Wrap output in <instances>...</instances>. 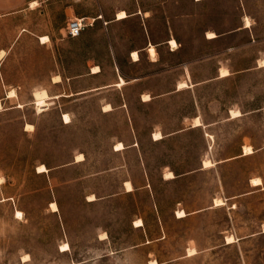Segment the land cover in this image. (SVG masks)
<instances>
[{
	"label": "rangeland",
	"instance_id": "obj_1",
	"mask_svg": "<svg viewBox=\"0 0 264 264\" xmlns=\"http://www.w3.org/2000/svg\"><path fill=\"white\" fill-rule=\"evenodd\" d=\"M0 48V264H264V0H39L0 15Z\"/></svg>",
	"mask_w": 264,
	"mask_h": 264
},
{
	"label": "bare ground",
	"instance_id": "obj_2",
	"mask_svg": "<svg viewBox=\"0 0 264 264\" xmlns=\"http://www.w3.org/2000/svg\"><path fill=\"white\" fill-rule=\"evenodd\" d=\"M37 4V1H31V6H35ZM117 18H119V19H121V18H125V17H127L128 16V12L125 10V9H120V10H118V12H117ZM246 26H248L249 24H250V20H249V18L247 17L246 18ZM208 34V37H214V36H216V33L214 32V31H212V30H208V32H207ZM42 42H47V41H49V36L48 35H45V36H42ZM170 44L173 46V47H175V46H177V41H176V39L175 38H171L170 39ZM147 50H148V52H149V54H150V56L153 58V59H156V56H157V52H156V48H155V46H154V44H152V43H150L149 44V46L147 47ZM6 54V50L5 49H0V57L2 58L4 55ZM131 56L133 57V59L134 60H137L138 58H139V52H138V50H132V53H131ZM262 61H264V59L262 60ZM261 61V62H262ZM100 70V66L98 65V64H95V65H93L92 66V71L93 72H98ZM230 73V71L228 70V69H226V68H223L221 71H220V76H225V75H228ZM62 79V77H61V75L60 74H56L54 77H53V80L55 81V82H59L60 80ZM126 81H125V79L121 76L120 77V80L118 81V82H116L117 84H123V83H125ZM184 86H187V83L185 82V81H180V82H178V89H180V88H182V87H184ZM15 93H17L15 90H11L10 92H9V96L10 95H14ZM57 95H60V94H57ZM33 96H34V102H35V104L37 105V107L40 109V108H42L43 106H45V105H47V102H48V99L50 98V94H49V92H48V90L45 88V87H42V88H39V89H35L34 91H33ZM144 97L146 98V99H149L150 98V95L149 94H144ZM23 104L22 103H19L18 104V106H22ZM0 108H2V101H1V99H0ZM111 108V104L110 103H106L105 105H104V109H110ZM236 112H239L240 114H241V111L239 110V109H236V110H232V114L234 115V113H236ZM63 120L65 121V122H70V120H71V116H70V114L68 113V112H64L63 113ZM67 118V119H66ZM203 123H202V120H201V118H200V116H195V118H194V122H193V125L194 126H198V125H202ZM33 124L32 123H27L26 124V128L28 129V128H33ZM163 136V134L160 132V131H156L155 133H154V138L155 139H158V138H161ZM125 147V145H124V143L122 142V141H118L117 143H116V148L115 149H117V150H119V149H122V148H124ZM254 151V149L252 148V146H250V145H246V146H244V153L245 154H248V153H251V152H253ZM84 154L82 153V152H78L77 154H76V160L77 161H79V160H82V159H84ZM211 163H212V161L210 160V159H205L204 161H203V165L206 167V166H209V165H211ZM41 169H43V171H41ZM48 170V167L44 164V163H40L38 166H37V171L38 172H45V171H47ZM174 176V173H173V171L172 170H168L166 173H165V177H173ZM4 179V177H1V180H3ZM263 181H262V178L260 177V176H255V177H252L251 178V183L253 184V185H259V184H261ZM125 184H126V187H127V190H132L133 189V184H132V182L130 181V180H126L125 181ZM88 199L89 200H94V199H96V196H95V194L94 193H91V194H88ZM223 203V199L222 198H216L215 199V204L216 205H218V204H222ZM50 206H51V209L53 210V211H56V210H58L59 209V206H58V204H57V202L56 201H51L50 202ZM53 206H55V207H53ZM16 214H18V215H22V212H21V210L19 211H17V213ZM187 214V212L184 210V209H178L177 210V216H179V217H181V216H185ZM136 224L137 225H140V224H142V219H137L136 220ZM102 235H103V237H106L107 235H106V233L104 232V233H102ZM234 240V237L233 236H231V235H229V236H227V241L228 242H231V241H233ZM66 246V247H65ZM61 250H67V249H69L70 248V244H69V242H66V241H64L62 244H61ZM196 252V249L193 247V248H189V250H188V254L189 255H191V254H194ZM29 256V254L28 253H26L25 254V256L24 257H28ZM150 264H159L158 263V261L157 260H155V259H152V260H150Z\"/></svg>",
	"mask_w": 264,
	"mask_h": 264
},
{
	"label": "crops",
	"instance_id": "obj_3",
	"mask_svg": "<svg viewBox=\"0 0 264 264\" xmlns=\"http://www.w3.org/2000/svg\"><path fill=\"white\" fill-rule=\"evenodd\" d=\"M31 1H37V4H39V0H0V15H2V14H9V13H11V12H13V11H16V10H18V9H20V8H22V7H24L25 5H29L30 7H35V6H31ZM45 35H47V34H40V35H38V38H39V41L41 42V43H46V42H42V36H45ZM49 36V35H48ZM50 38V37H49ZM50 40V39H49ZM48 42V41H47ZM149 46V45H148ZM147 46V47H148ZM0 49H4V48H0ZM153 60V59H152ZM156 60V59H155ZM231 74V73H230ZM229 74V75H230ZM120 76V75H119ZM220 77H223V76H220ZM205 124V123H204ZM206 125V124H205ZM204 125V126H205ZM193 126V125H192ZM201 126V125H200ZM196 127V126H195ZM155 140H157V139H155ZM124 148H126V146L124 147ZM116 150V149H115ZM254 152V151H253ZM252 152V153H253ZM240 154H242V155H244V153L243 152H241ZM249 154V153H248ZM173 171V170H172ZM174 173V172H173ZM178 175V174H177ZM181 176V175H180ZM162 177L165 179V180H168V179H173V178H177V177H179V176H176L175 175V173H174V177H165V174H163L162 175ZM126 180H130L131 182H132V184H133V189L132 190H126L127 192H132V191H135V189L137 188V186H135V184H134V181L132 180V179H125L124 180V185H125V181ZM125 189H126V186H125ZM184 209V208H183ZM186 211V210H185ZM187 212V211H186ZM188 213V212H187ZM188 215V214H187ZM186 215V216H187ZM178 217V216H177ZM182 217H185V216H182ZM135 225V224H134ZM136 226V225H135ZM142 226V225H141ZM137 227H139V226H137ZM107 237H108V235H107ZM106 237V238H107ZM101 238V237H100ZM106 238H101L102 240H104V239H106Z\"/></svg>",
	"mask_w": 264,
	"mask_h": 264
},
{
	"label": "built area",
	"instance_id": "obj_4",
	"mask_svg": "<svg viewBox=\"0 0 264 264\" xmlns=\"http://www.w3.org/2000/svg\"><path fill=\"white\" fill-rule=\"evenodd\" d=\"M86 21L83 17H75L70 19L66 25V34L72 37L78 36L86 26Z\"/></svg>",
	"mask_w": 264,
	"mask_h": 264
},
{
	"label": "snow or ice",
	"instance_id": "obj_5",
	"mask_svg": "<svg viewBox=\"0 0 264 264\" xmlns=\"http://www.w3.org/2000/svg\"><path fill=\"white\" fill-rule=\"evenodd\" d=\"M234 115H236V116H238V115H240V113L239 112H236V113H234ZM67 119V118H66ZM29 130H31V129H29ZM41 171H43V169H41ZM53 207H55V206H53ZM66 247V246H65Z\"/></svg>",
	"mask_w": 264,
	"mask_h": 264
}]
</instances>
